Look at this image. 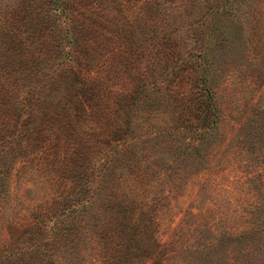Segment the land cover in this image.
<instances>
[{"label": "rangeland", "instance_id": "374dc122", "mask_svg": "<svg viewBox=\"0 0 264 264\" xmlns=\"http://www.w3.org/2000/svg\"><path fill=\"white\" fill-rule=\"evenodd\" d=\"M221 1L0 0V264H264V17L205 67Z\"/></svg>", "mask_w": 264, "mask_h": 264}, {"label": "trees", "instance_id": "16d2710c", "mask_svg": "<svg viewBox=\"0 0 264 264\" xmlns=\"http://www.w3.org/2000/svg\"><path fill=\"white\" fill-rule=\"evenodd\" d=\"M250 0H222L212 11L210 19L206 20L204 22V25L206 26V31H201V39L204 42V45L206 44V35L208 32L214 34L217 33L219 30V27H217V20L216 18L219 17H225L228 19L229 22V28L226 32L227 41L225 42V46H229L230 42L235 40L237 43H242L243 37L246 35V30H248L245 19L248 14L246 12L245 6ZM256 2V17L257 21L259 22L261 18L264 17V0H254ZM249 6V4H248ZM234 18H231L233 17ZM248 17V16H247ZM245 18V19H244ZM260 18V20H259ZM209 28V31H208ZM212 39L209 38L208 43L205 47V54H204V62L205 67L209 64V58L207 57L209 53L211 52V48L207 45H211ZM258 121V120H257ZM261 128H263L264 123H262ZM216 123L212 122L209 125H206L205 127L201 128L200 130H197L196 133H194V136H196L197 141H205L208 138L211 137L213 132H215L216 129ZM256 130L258 129V125H256ZM258 132V130H257ZM255 136V135H254ZM208 140V139H207ZM197 148V147H196ZM197 150V149H196ZM262 233L263 230L259 228H252L248 231H245L241 233L238 236H230V235H224L220 242H218L212 249V251H209V254L216 255L219 253V251H223L226 248L231 247H238L243 249H252L254 248L261 240H262Z\"/></svg>", "mask_w": 264, "mask_h": 264}]
</instances>
